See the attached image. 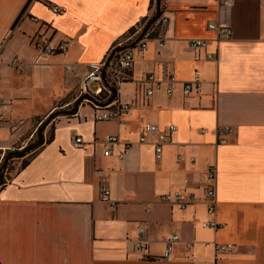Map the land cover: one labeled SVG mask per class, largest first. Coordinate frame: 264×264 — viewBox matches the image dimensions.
<instances>
[{"label": "crops", "instance_id": "crops-1", "mask_svg": "<svg viewBox=\"0 0 264 264\" xmlns=\"http://www.w3.org/2000/svg\"><path fill=\"white\" fill-rule=\"evenodd\" d=\"M225 1L160 0L168 19L163 46L151 38L145 51L132 50L129 79L116 93L130 109L120 121L97 122L80 83L117 44L135 46L142 34L127 33L150 17L156 0H0V162L45 125L44 144L0 185V264H264V0ZM51 6L66 11L53 14ZM221 21L229 39L207 28ZM38 36L53 45L66 40L67 50L41 54ZM191 39L206 47L189 49ZM16 57L19 67L11 65ZM168 73L177 80L170 96ZM149 74L162 87L146 97ZM195 75L199 90L184 96L182 84ZM146 125L167 135L159 160L154 134L138 142ZM73 136L82 138L79 148ZM108 136L119 143L105 156ZM210 167L217 230L202 227ZM104 186L115 211L101 199ZM176 190L194 195L184 210L159 200ZM140 228L147 245L137 250ZM172 235L179 241L165 259ZM207 242L234 248L215 255Z\"/></svg>", "mask_w": 264, "mask_h": 264}, {"label": "built area", "instance_id": "built-area-1", "mask_svg": "<svg viewBox=\"0 0 264 264\" xmlns=\"http://www.w3.org/2000/svg\"><path fill=\"white\" fill-rule=\"evenodd\" d=\"M219 5L225 6V0H217ZM51 12L53 14H60L66 11L64 7L60 8L57 6H51ZM32 20H36L32 18ZM168 23V19L164 16H159L155 21L151 29H147L144 34L138 39L133 47H124L122 43L116 45V47L121 48L119 51L115 52L114 48L111 50L100 63H95L89 66V71L87 75L82 79L80 83V92L84 95V99L91 102L93 107L94 119L97 122H107V121H120L123 115H125L129 109L130 105L128 103L121 102L116 99V93L119 86L129 79V73L133 66V53L132 50L137 48L140 52H143L147 48V42L151 38H156L158 42L159 49L164 44L163 31ZM208 30L213 31L217 35V40H226L231 37V28L229 25L223 21L219 23H209L207 25ZM152 34L156 36L152 37ZM206 41L203 39H191L188 42L189 49H199L206 47ZM68 42L66 40L60 41L57 45L49 43L44 37L38 36L35 40L36 50L45 55H51L53 53L59 52L64 53L67 50ZM208 59H215V54H208ZM11 65L15 67L20 66L19 59L13 58ZM69 68V67H67ZM166 82L165 92L168 96L172 95V86L177 82L175 76L171 73L165 74L162 79ZM143 82L146 84L144 94L146 97H151L156 91L160 90L162 87V81L155 78L153 74L147 75ZM201 81L197 75L193 77L192 80L184 82L182 84V93L184 96H188L193 90H199ZM96 86L94 91H90V87ZM103 96L99 101H95L96 97ZM5 110L3 107V101L0 96V127L4 122ZM176 128L174 126L169 127L170 132H174ZM223 133L230 134L231 129L229 127H224L221 129ZM146 134H154L156 137L155 141V157L157 160L160 159L162 153V147L167 141V135L158 129L156 125H146L144 132L140 135L138 142H146ZM118 138L116 136H108L105 141V150L103 154L109 156L113 153V146L118 144ZM219 144H226L227 140L222 138L218 141ZM83 144L82 138L79 136H73L72 145L74 148H79ZM129 148V146H125ZM125 152L122 151L118 153V158L122 160L124 158ZM177 162H180V157H177ZM193 159H190V163ZM206 181L208 183L204 192V201L206 203V213L207 220L202 222L203 228H208L212 230H217L222 227L221 224L217 223L215 220L216 205L217 200L215 196L214 181L216 177L215 167H210L205 175ZM101 199L104 203L109 204L111 210L115 211L116 204L110 199L109 189L107 187L101 188ZM160 201L171 203L177 205L180 209H186L194 201V195L191 193H184L181 191H173L162 195L159 198ZM179 241L177 235H172L165 239V253L164 258L168 259L172 250V245ZM147 241L145 240L144 229H138V236L135 242V248L137 250L145 249ZM186 247L190 248L191 243H187ZM205 247H212L214 249L215 255L218 253H228L233 250V245L231 244H217L207 242Z\"/></svg>", "mask_w": 264, "mask_h": 264}, {"label": "trees", "instance_id": "trees-1", "mask_svg": "<svg viewBox=\"0 0 264 264\" xmlns=\"http://www.w3.org/2000/svg\"><path fill=\"white\" fill-rule=\"evenodd\" d=\"M154 2H155V0H154ZM151 5H153V2L151 3ZM151 5H150V7H151ZM161 13H162V8H161V3H160V0L159 1H157L156 0V2H155V5H154V11H153V13L150 15V17L149 18H147V19H144L139 25H137L136 27H133V28H131L129 31H128V33H127V35H134V40H136V39H138L139 38V36L145 31V28H146V26L147 25H149L148 26V30L149 29H151L152 27H153V25H154V23H155V21L157 20L156 19V17H157V15H161ZM154 36H156L155 34H152V37H154ZM103 96L101 95L100 97H96L94 100L95 101H99V99H101ZM55 115H52V117L51 118H53ZM48 142H50V138L49 139H47L46 141H45V143H48ZM17 153V152H16ZM24 155H22V157H24L25 155H27V154H29V153H26V150L24 149ZM36 154V151H32V152H30V155L28 156V159L21 165V167L20 168H24L28 163H29V161L34 157V155ZM10 158H8V160H9ZM7 160V161H8ZM7 161H6V163H7ZM6 163L5 164H3V163H1V166H0V170H3L5 167H6ZM2 176V173H1V171H0V177ZM4 182H2V184H3Z\"/></svg>", "mask_w": 264, "mask_h": 264}, {"label": "rangeland", "instance_id": "rangeland-1", "mask_svg": "<svg viewBox=\"0 0 264 264\" xmlns=\"http://www.w3.org/2000/svg\"><path fill=\"white\" fill-rule=\"evenodd\" d=\"M53 120L50 121V123L47 125V132H46V138L48 139L51 136L52 130H53ZM230 128V127H229ZM231 129V128H230ZM232 133V129H231ZM38 141V137L35 134L34 138L26 147H29L30 150L26 151V153H29L22 157L25 153L23 152L20 155H14L15 157H10V159L6 163V167L3 170H0L2 173V176L0 177L2 182H6L11 178V176L21 167V165L28 159V156L30 155V152L36 151V149H32L33 145L36 144ZM14 152V151H11ZM2 161V160H1ZM0 162V166H1Z\"/></svg>", "mask_w": 264, "mask_h": 264}, {"label": "water", "instance_id": "water-1", "mask_svg": "<svg viewBox=\"0 0 264 264\" xmlns=\"http://www.w3.org/2000/svg\"><path fill=\"white\" fill-rule=\"evenodd\" d=\"M159 16H160V15H157L156 19H158ZM148 26H149V25L146 26L145 31L147 30ZM145 31H144V32H145ZM144 32L142 33V35L144 34ZM142 35H141V36H142ZM120 49H121V48L118 47V48H116L114 51L117 52V51H119ZM77 106H78V103L75 105V108H74L73 113H76V111H77ZM44 127H45V125H41V126L39 127V129L37 130L38 141H37L36 144L33 145L32 149H37L38 147H40V146H42V145L44 144V139H43V135H42V130L44 129ZM25 150L28 151V150H30V148L27 147V148H25ZM23 152H24V150L18 152L17 154H9V155L5 156V157L3 158L2 163L5 164L6 161L8 160V158L12 157L13 155H20V154H22ZM1 184H2V181H1V179H0V185H1Z\"/></svg>", "mask_w": 264, "mask_h": 264}]
</instances>
